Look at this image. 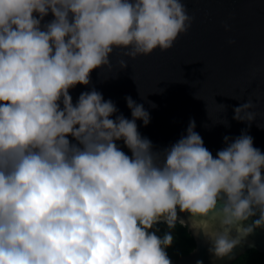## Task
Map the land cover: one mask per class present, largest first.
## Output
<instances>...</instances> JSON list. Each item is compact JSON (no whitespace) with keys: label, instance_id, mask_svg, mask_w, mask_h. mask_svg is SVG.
<instances>
[{"label":"clouds","instance_id":"1","mask_svg":"<svg viewBox=\"0 0 264 264\" xmlns=\"http://www.w3.org/2000/svg\"><path fill=\"white\" fill-rule=\"evenodd\" d=\"M194 18L186 0H0V264H174L177 222L213 259L264 229V150L247 130L213 154L190 118L157 147L142 102L125 97L129 117L94 86L70 91L116 49L122 68L169 49ZM256 117L252 96L234 107Z\"/></svg>","mask_w":264,"mask_h":264},{"label":"water","instance_id":"2","mask_svg":"<svg viewBox=\"0 0 264 264\" xmlns=\"http://www.w3.org/2000/svg\"><path fill=\"white\" fill-rule=\"evenodd\" d=\"M186 2L195 18L172 47L124 57L128 65L123 68L119 59L124 52L114 50L112 65L93 69L90 85L77 84L70 89L73 100L94 86L130 117L125 97L131 95L149 110L150 122L137 123L140 132L157 147L177 140L194 118L196 130L213 154L224 146L225 135L235 137L241 130H247L254 144L264 150V0ZM50 18L51 14L45 19ZM225 22L231 25L229 30H225ZM249 96L257 112L256 120L250 123L234 118V107ZM181 225L192 236L195 247L174 264H195L197 259L203 264H231L248 250L264 253V229H255L229 254L212 259L204 237L193 235L187 224Z\"/></svg>","mask_w":264,"mask_h":264},{"label":"trees","instance_id":"3","mask_svg":"<svg viewBox=\"0 0 264 264\" xmlns=\"http://www.w3.org/2000/svg\"><path fill=\"white\" fill-rule=\"evenodd\" d=\"M159 227L161 234L167 229V225L163 223H161ZM173 231L175 233V240L168 248V252L172 259L176 260L179 256L191 252L195 247V243L186 227L181 224L177 223ZM231 264H264V253H260L256 250H248L241 254Z\"/></svg>","mask_w":264,"mask_h":264},{"label":"flooded vegetation","instance_id":"4","mask_svg":"<svg viewBox=\"0 0 264 264\" xmlns=\"http://www.w3.org/2000/svg\"><path fill=\"white\" fill-rule=\"evenodd\" d=\"M174 261V260H173Z\"/></svg>","mask_w":264,"mask_h":264}]
</instances>
